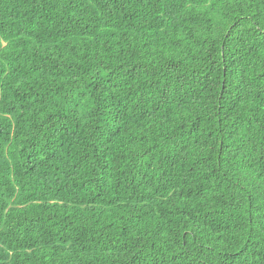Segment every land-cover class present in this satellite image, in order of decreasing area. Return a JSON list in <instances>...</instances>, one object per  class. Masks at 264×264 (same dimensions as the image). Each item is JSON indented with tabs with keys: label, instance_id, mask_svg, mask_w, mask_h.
Wrapping results in <instances>:
<instances>
[{
	"label": "trees",
	"instance_id": "1",
	"mask_svg": "<svg viewBox=\"0 0 264 264\" xmlns=\"http://www.w3.org/2000/svg\"><path fill=\"white\" fill-rule=\"evenodd\" d=\"M0 264H264V0H0Z\"/></svg>",
	"mask_w": 264,
	"mask_h": 264
}]
</instances>
